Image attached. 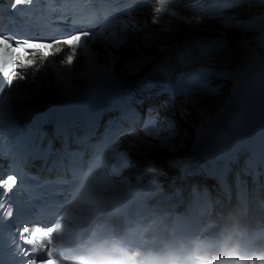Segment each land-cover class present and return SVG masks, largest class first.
Returning a JSON list of instances; mask_svg holds the SVG:
<instances>
[{
  "label": "bare ground",
  "instance_id": "6f19581e",
  "mask_svg": "<svg viewBox=\"0 0 264 264\" xmlns=\"http://www.w3.org/2000/svg\"><path fill=\"white\" fill-rule=\"evenodd\" d=\"M174 1L169 0L163 11L147 14V18L133 16L112 33L116 35L110 43L113 48L98 47L97 56L88 57L77 51L75 58L69 61L59 52L60 70L67 84L54 85L50 76L52 70L43 60L37 59L41 73H29L30 81L15 93L13 107L23 117L60 91L79 86L86 78L91 80L95 72V78L134 79L157 68L162 58L176 57L191 48L205 57L223 59L206 62L205 58L199 65L181 71L176 78L177 85L185 93L184 98L166 103L162 114L169 118L173 130L176 128L178 136L173 144L179 152L171 156L158 144L144 142L143 145L159 156L189 163L195 161L191 138L215 113L226 108L223 102L227 94L242 93L254 103L259 98L264 101V68H261L264 66V17L250 14L251 11L244 7V0H182L175 5ZM155 4L158 5V0H154L147 11ZM237 24L244 25L247 33L241 32L242 29L233 30ZM258 28L262 32L254 31ZM229 51L233 52L231 56L226 55ZM34 84L37 89L32 88ZM49 84L52 88H45ZM49 93L51 96L31 102ZM22 97L24 108L20 105ZM158 164V169L160 165L167 167L160 161Z\"/></svg>",
  "mask_w": 264,
  "mask_h": 264
},
{
  "label": "snow or ice",
  "instance_id": "6c2138e0",
  "mask_svg": "<svg viewBox=\"0 0 264 264\" xmlns=\"http://www.w3.org/2000/svg\"><path fill=\"white\" fill-rule=\"evenodd\" d=\"M25 2H30V0H14V3L16 5H20ZM169 2V0H158V7L156 11H163L165 8V5ZM83 35H87V33H83ZM81 39V35H73L69 39L65 40L64 43L71 44L73 42L79 41ZM0 43H5L3 39H0ZM59 43V41H57ZM25 46H27V49H46L48 45L44 43H35V42H30L28 40L22 41V42H17L16 46L12 48V53L16 54V61L18 64H25L27 66H31L29 62L24 60V58L18 53L20 52L21 49H24ZM4 58V50L0 49V61H2ZM72 57H69V61H71ZM15 79V74H13L12 79H9L8 81L13 82ZM13 181H9V186H11V183ZM25 242H32L34 244V249L33 250H40V246H44L47 244L48 241L51 239V231L46 227L43 229L40 228H34V229H29L28 227H24L23 233ZM37 236H39V241L37 245ZM32 264H35V261H32ZM49 264L51 262L49 261Z\"/></svg>",
  "mask_w": 264,
  "mask_h": 264
},
{
  "label": "rangeland",
  "instance_id": "374dc122",
  "mask_svg": "<svg viewBox=\"0 0 264 264\" xmlns=\"http://www.w3.org/2000/svg\"><path fill=\"white\" fill-rule=\"evenodd\" d=\"M243 3H244V7L248 8L251 11L250 14H253V15L255 14V15H258L260 17L261 16L264 17V0H244ZM178 21L180 23L181 20H178ZM235 28L236 29H233V30L240 31V29H242L241 32L247 31L244 25H242V27H241V25L238 26V24H237L235 26ZM254 31L262 32L261 28L255 29ZM245 33H247V32H245ZM245 35H247V34H245ZM48 96H51L50 93L48 95H44V96L40 95V97H38L37 99H32L31 102H36L39 99H41V100L45 99ZM219 96H221V95H219Z\"/></svg>",
  "mask_w": 264,
  "mask_h": 264
},
{
  "label": "clouds",
  "instance_id": "9594fccd",
  "mask_svg": "<svg viewBox=\"0 0 264 264\" xmlns=\"http://www.w3.org/2000/svg\"><path fill=\"white\" fill-rule=\"evenodd\" d=\"M171 264H176V262L175 261H172Z\"/></svg>",
  "mask_w": 264,
  "mask_h": 264
}]
</instances>
